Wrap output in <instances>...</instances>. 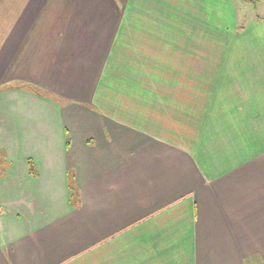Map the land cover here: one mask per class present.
I'll return each instance as SVG.
<instances>
[{
    "label": "crops",
    "instance_id": "obj_1",
    "mask_svg": "<svg viewBox=\"0 0 264 264\" xmlns=\"http://www.w3.org/2000/svg\"><path fill=\"white\" fill-rule=\"evenodd\" d=\"M209 3L0 0V264H264V16Z\"/></svg>",
    "mask_w": 264,
    "mask_h": 264
},
{
    "label": "rangeland",
    "instance_id": "obj_2",
    "mask_svg": "<svg viewBox=\"0 0 264 264\" xmlns=\"http://www.w3.org/2000/svg\"><path fill=\"white\" fill-rule=\"evenodd\" d=\"M225 0H202V2L208 3L210 2L213 5V8L217 11V14L214 15L211 19H212V23H206L207 27L209 30L211 31H220L226 28V30H234L236 28V24H237V11L238 13L241 12L243 10V13L246 16V19H258V16H264V6L261 5H255V2L252 1H246V4H242L240 5V0H229L228 2H223ZM231 2V4H230ZM209 3V4H210ZM238 8V10L236 9ZM206 9H209V7L207 6ZM175 13V10H173ZM247 12V14H246ZM222 13V16L220 15ZM235 14V15H234ZM241 15V13H240ZM209 20V18H207ZM245 20H241V18L239 19L238 23H240V26L244 27L248 24V22H244ZM249 26V25H248ZM247 26V27H248ZM238 29V28H237ZM239 30V29H238ZM240 30H243L242 28ZM224 39L219 40L218 46H223L224 43ZM201 63H205L208 62V58L209 56H205V55H201ZM155 59V57H154ZM190 59V60H189ZM193 61L191 59V56H187L186 55V59L185 61ZM174 61V60H171ZM170 61V62H171ZM199 62V61H198ZM128 71H126L127 73ZM8 221V220H7Z\"/></svg>",
    "mask_w": 264,
    "mask_h": 264
},
{
    "label": "trees",
    "instance_id": "obj_3",
    "mask_svg": "<svg viewBox=\"0 0 264 264\" xmlns=\"http://www.w3.org/2000/svg\"><path fill=\"white\" fill-rule=\"evenodd\" d=\"M249 1L255 2L256 0H249ZM70 188H71V191H72V195L73 196L77 195V191L78 190H77V188H76V186L74 184V178L73 177H71V179H70Z\"/></svg>",
    "mask_w": 264,
    "mask_h": 264
}]
</instances>
